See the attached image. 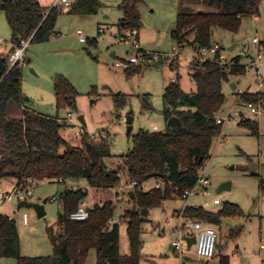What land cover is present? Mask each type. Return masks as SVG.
<instances>
[{
    "label": "rangeland",
    "instance_id": "374dc122",
    "mask_svg": "<svg viewBox=\"0 0 264 264\" xmlns=\"http://www.w3.org/2000/svg\"><path fill=\"white\" fill-rule=\"evenodd\" d=\"M50 3L56 0H47ZM73 1V0H70ZM103 7L96 15L76 16L64 12L57 22V32L61 34L41 44H30L26 51L27 62L23 67L22 96L26 106L33 112L64 120L65 126L61 135L75 146H82V136H77L79 128L88 135H97L93 141L98 144L102 138L109 148L110 156L105 163L111 170L120 175V182L113 188L88 190V202L92 207L112 202L115 208L112 222L120 227V253L130 255L128 238V221L124 215L127 210H137L138 205L132 194V188L125 159L134 146V136L141 130L146 132H166L168 122L163 114V95L165 89L177 82L187 93L196 91L192 79V63L195 52L187 47L182 50L178 64L162 63L138 71L116 68L118 60H128L135 51L119 42L113 34L119 27L123 13L119 5L123 0H101ZM139 11L142 26L139 30L143 50L171 51L175 46L171 31L176 25L180 8L177 0H139ZM183 8L193 12L208 10L202 0H180ZM1 3V0H0ZM107 28L105 34H99V27ZM81 30L87 39L81 43L77 32ZM213 42L221 47V55L227 62L240 57L242 64H249L255 48L253 38L264 42V0L259 1V14L244 18L238 32L213 28ZM0 37L12 40V31L6 14H0ZM93 39L97 44L91 43ZM247 42L248 47L243 43ZM235 46L233 51L229 49ZM5 48L1 53L6 52ZM115 52V57L111 53ZM28 59L30 62H28ZM58 75L64 76L77 92V97L69 107L64 102L59 104L55 93V80ZM264 76V70H263ZM256 74L251 68L244 75H231L229 82L224 83L225 104L219 112L224 120L220 135L212 144L210 158L199 171L209 178L208 194H194L188 199L189 206L200 207L208 202L211 211L213 201L219 198L223 208L226 203L240 207L242 215H228L221 218L220 224L212 225L218 238L216 255L212 259H203L189 254L182 259L169 247L177 239L176 226L180 212L186 200L175 197L165 201L161 207L150 209L141 224V264H219V257L230 256L238 252L244 264H261V259L253 257L258 253L261 238L264 243V212L261 210L264 193L260 190V177L264 178V117L257 118L244 102H240L238 93L248 87L256 89ZM237 85L236 89L231 84ZM125 96V105L118 106L116 95ZM12 118L16 106L11 107ZM86 122L84 127L79 117ZM133 117L132 131L128 133L127 118ZM243 119L258 121L259 136L253 135L249 127L240 123ZM155 127L157 128L155 130ZM101 136V137H100ZM92 139V138H91ZM263 152V155H261ZM231 183V190L219 192L224 183ZM78 183L86 187L84 180L60 184L53 180L38 181L33 188V195L28 199V206L18 208V202L5 203L1 194H13L17 181L6 177L0 182V214L16 212V224L20 235L21 254L28 257L52 256L53 248L47 235V228L59 229V218L62 211L60 197L71 184ZM158 180L153 178L145 185V190L157 187ZM122 197L116 200V195ZM263 197V198H262ZM45 199L46 215L38 218L33 207L42 204ZM215 210V213L220 209ZM27 213L29 223L23 225L21 216ZM164 233V234H162ZM236 246H239V251ZM155 261V263H153ZM242 262V263H243ZM0 264H16L12 258H5ZM85 264H97L96 250L91 249Z\"/></svg>",
    "mask_w": 264,
    "mask_h": 264
},
{
    "label": "trees",
    "instance_id": "16d2710c",
    "mask_svg": "<svg viewBox=\"0 0 264 264\" xmlns=\"http://www.w3.org/2000/svg\"><path fill=\"white\" fill-rule=\"evenodd\" d=\"M260 0H202L207 11L185 10L182 1L176 17V27L171 32L172 39L180 48L187 45L211 48L213 28L238 32L244 18L259 14ZM139 0H123L119 9L123 13L119 29L140 30L141 15ZM101 0H74L67 12L76 16L96 15L102 8ZM0 10L6 14L12 31L11 42L17 46L21 40L31 38V44L50 41L58 35L57 22L63 9L57 6L43 8L37 0H1ZM96 45L97 41L92 40ZM218 52V58L221 55ZM202 63L193 61L192 79L196 91L187 93L177 82H172L163 95V114L167 122L176 117L181 127H167L166 132H146L141 130L134 136V146L125 159V167L130 181L140 185L155 178L163 180V188L148 191L137 187L132 194L138 205L137 210H127L130 255L120 253V227L114 224L113 203L95 205L89 218L72 221L70 215L88 198L85 189L66 188L61 194L62 211L59 229L48 227L46 232L52 244V256L28 257L21 254L20 235L16 220L0 214V261L12 258L16 264H85L91 249L96 250L97 264H141V224L145 221L141 213L144 209L161 207L165 201L191 190L198 182V173L210 158L214 139L220 135L222 124L217 116L225 104L223 85L231 75H244L247 66L240 57L222 63L219 59ZM175 65V63H171ZM131 71L142 70L133 67ZM23 68H9L6 56H0V182L6 177L16 179V188L25 186L29 180L36 183L53 180L63 184L84 180L90 188H113L120 182L119 172L111 170L105 163L110 156L109 148L100 138L98 144L88 135L82 136V146H75L61 135L64 120L31 111L22 96ZM58 103L72 105L77 92L62 75L55 80ZM118 106L125 105V96H115ZM240 101H264L262 92L239 94ZM12 106L22 109V117L12 118ZM180 108H184L181 110ZM249 127L253 135L259 136V124L243 119L240 123ZM260 177V176H259ZM260 190L264 193V178L260 177ZM28 201L18 203L21 209ZM185 214L211 225L220 224L221 218L231 214L242 215L236 204L226 203L218 212L201 207H187ZM219 264H230L227 255L219 257ZM264 264V261H263Z\"/></svg>",
    "mask_w": 264,
    "mask_h": 264
},
{
    "label": "built area",
    "instance_id": "2783aa9c",
    "mask_svg": "<svg viewBox=\"0 0 264 264\" xmlns=\"http://www.w3.org/2000/svg\"><path fill=\"white\" fill-rule=\"evenodd\" d=\"M72 1L70 0H56L55 6L62 5L65 6V11L68 12L72 7ZM107 28L105 26L99 27V34H105ZM77 35L80 38L82 43H86L87 39L83 36V32L79 30ZM139 30L137 29H117V31L113 34L115 38L119 40L127 48L135 51L132 53V56L128 60H118L114 63L116 68H122L126 70H130L133 67L139 68H148L155 65H159L162 63H177L180 60L182 55V48L175 44L171 51H147L143 50L140 47L138 41ZM31 44V38L21 40L19 46L13 44L11 41H6L0 37V56L4 55L8 59L9 68L18 67L23 68L27 62L26 51ZM252 44L259 47L258 52L253 56L250 60L249 65L247 68H251L255 71L256 74V82L255 85L258 89V92H262L264 90V42H262L258 38H253ZM244 47H248V43H243ZM187 47L193 48L195 52V56L192 58L193 61L197 63H202L207 60H214L218 58V52L221 49L218 43H214L211 48H199L197 46H190ZM186 47V48H187ZM5 48L6 52L1 53ZM222 63H226L225 57L222 55L218 58ZM245 105L251 111L253 116L257 118L264 117V101L259 100L257 102H246ZM183 110L184 108H180ZM62 121V120H60ZM256 123L258 121L252 120ZM218 123H223L224 120L218 118ZM157 128L155 127V130ZM77 136H84L88 135V133H84L83 128H79L76 132ZM90 138L95 139L97 135H88ZM101 137V136H100ZM104 138L106 136H103ZM263 155V152H261ZM60 184H63V180H59ZM86 183V187L82 188L78 183L71 184L68 188L72 190L78 189H85L89 190L90 187ZM146 183L140 185L138 181H131L129 184L132 188L141 187L143 190L146 188ZM37 185V183L33 180H29L25 186L15 188L13 194H1L5 199V203H11L13 201L25 202L33 195V188ZM210 185L209 178L205 175V173H198V182L197 184L191 189L186 191L182 195V199L186 200V203L183 209L178 214V224L176 227L177 239L173 242L174 251L178 254L179 258H183L186 255L194 254L195 256L203 259H212L216 255V243L218 235L215 229L212 227L211 224H208L202 220L192 218L185 214V209L189 207L188 199L193 196L194 194L198 193L199 196H204L208 194V186ZM165 186V182L163 180H158L156 188H163ZM146 191V190H145ZM116 200L121 201L122 197L117 194ZM222 205V201L219 198L214 199L213 207L211 212H215L217 206ZM203 209H207L210 207L208 202H204L202 206ZM92 206L86 202V200L80 203L79 207L70 215V220L72 221H84L89 218L90 211L92 210ZM198 208V207H196ZM11 220H16V212L8 215ZM21 221L23 225L27 226L29 223V216L27 213H23L21 216ZM114 223L112 220L108 222L107 227H112ZM164 234V233H162ZM195 238L196 242L192 245V247L188 248V241L189 238ZM264 246L261 245L259 252H253V257H259L262 261H264Z\"/></svg>",
    "mask_w": 264,
    "mask_h": 264
},
{
    "label": "crops",
    "instance_id": "0c3cea01",
    "mask_svg": "<svg viewBox=\"0 0 264 264\" xmlns=\"http://www.w3.org/2000/svg\"><path fill=\"white\" fill-rule=\"evenodd\" d=\"M39 3H40V5L43 7V8H46V9H51L52 7H54L55 6V4H56V1L55 2H53V3H50L49 1H47V0H37ZM179 3H180V0H177ZM72 2H74V0L72 1ZM104 5V4H103ZM180 5V4H179ZM103 7V6H102ZM64 12H66L65 10H64ZM67 13V12H66ZM122 19V18H121ZM120 19V20H121ZM120 20H119V23H120ZM175 27H176V25H175ZM175 27H174V29H175ZM118 29H119V27H118ZM173 29V30H174ZM172 32V31H171ZM61 33L60 32H58V35L57 36H59ZM170 35H171V33H170ZM171 38H172V36H171ZM93 40H96V39H93ZM173 40V39H172ZM97 41V40H96ZM138 41H139V44H140V47H141V49H143L144 47L142 46V44H141V41H140V32H139V35H138ZM81 42V41H80ZM173 42H174V40H173ZM82 43V42H81ZM174 44H175V42H174ZM254 46V48H255V50H254V52L252 53V55H250L249 54V57H250V60H251V58L253 57V56H255V54L258 52V50H259V47L258 46H255V45H253ZM234 48H235V46H233ZM233 47H231V48H233ZM234 48H233V50H234ZM28 50V49H27ZM232 50V51H233ZM113 53H115V52H113ZM111 55H112V53H111ZM116 55V54H115ZM28 62H30V60L28 59ZM179 62H177V63H175V64H178ZM250 63V62H249ZM244 65H246V66H248L249 64H244ZM248 71V70H247ZM235 84V83H234ZM236 85V84H235ZM236 87H237V85H236ZM236 89V88H235ZM246 91H248V92H250V93H256V92H258V89H257V87H256V89H252V86H250V87H248L247 88V90ZM245 91V92H246ZM239 94H241L240 92L238 93V95ZM241 102V101H240ZM11 111H12V109L10 108V111H9V115L11 116ZM13 115H16V117L18 118V119H20L21 117H22V110L21 111H17V110H15V112H13ZM218 116H219V114H218ZM261 177V176H260ZM264 197V196H263ZM262 197V198H263ZM260 205H261V210H263V212H264V198H263V201H262V203H260ZM219 206H221V205H219ZM191 207H195V206H191ZM217 209H220V207L219 208H217ZM15 211H13V212H8V213H5V212H3L4 213V215H11L12 213H14ZM149 212H150V210H148V214H149ZM180 212H176V214H175V217H177L178 216V214H179ZM177 222H178V220H177ZM177 227V226H176ZM261 245H263L264 246V243H263V239L261 238V240H260V245L258 246V248L260 249V246ZM236 248H237V250L239 251V246H236ZM169 250L170 251H173V252H175L174 251V248H173V242L171 243V245H170V247H169ZM263 253H264V251H263ZM229 258H230V264H244V262L242 261L243 260V258H242V256L238 253V252H235V253H233V254H231L230 256H229ZM141 261H142V258H141ZM243 262V263H242ZM142 263V262H141ZM153 263H155V261L153 262ZM261 264H263V261H261Z\"/></svg>",
    "mask_w": 264,
    "mask_h": 264
},
{
    "label": "water",
    "instance_id": "95a60500",
    "mask_svg": "<svg viewBox=\"0 0 264 264\" xmlns=\"http://www.w3.org/2000/svg\"><path fill=\"white\" fill-rule=\"evenodd\" d=\"M1 13H2V11L0 10V14H1ZM233 48H234V47H233ZM233 48H230L229 50L232 51ZM111 57L114 58V57H115V53H112ZM231 87H232L233 89H235V88H236V85H235L234 83H232V84H231ZM79 121H80V123H81L84 127H86V122H85L83 116H80V117H79ZM133 121H134V118H133V117H128V118H127L128 133H131V131H132V123H133ZM181 126H182V124H181L180 120H179L178 118H176V117H172V118L168 121V127H172V128H174V127H181ZM224 190H231V183H230V182H229V183H224V184H222V186L220 187L219 192L224 191ZM47 202H48V199H45V200L43 201L42 204H34V205H33V207H34V209H35V211H36V213H37V215H38V218H43V217L46 215V212H45L44 207H45V204H46ZM141 215H142L143 217H146V216L148 215V209H144V210L142 211ZM187 241H188V248H189V249H190V248L192 247V245L195 244V242H196V240H195L194 237H193V238H189V239H187Z\"/></svg>",
    "mask_w": 264,
    "mask_h": 264
}]
</instances>
